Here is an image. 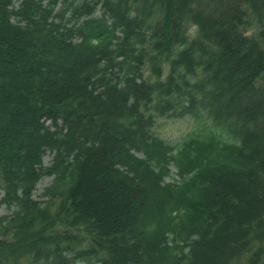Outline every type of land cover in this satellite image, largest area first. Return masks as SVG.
<instances>
[{
    "label": "trees",
    "instance_id": "1",
    "mask_svg": "<svg viewBox=\"0 0 264 264\" xmlns=\"http://www.w3.org/2000/svg\"><path fill=\"white\" fill-rule=\"evenodd\" d=\"M0 264H264V0H0Z\"/></svg>",
    "mask_w": 264,
    "mask_h": 264
},
{
    "label": "rangeland",
    "instance_id": "2",
    "mask_svg": "<svg viewBox=\"0 0 264 264\" xmlns=\"http://www.w3.org/2000/svg\"><path fill=\"white\" fill-rule=\"evenodd\" d=\"M156 126L154 128L155 134L164 142L176 145L180 143L183 139H185L188 135L195 131L196 125L195 121L192 117L186 116L183 118H161L156 117ZM53 160L52 154H47L44 157L45 165H49ZM52 179L45 178L38 185V189L35 193V198L38 201H45L43 197L44 188L50 185ZM172 181V179H168V182ZM1 213L3 215L8 214L9 212L4 208Z\"/></svg>",
    "mask_w": 264,
    "mask_h": 264
}]
</instances>
